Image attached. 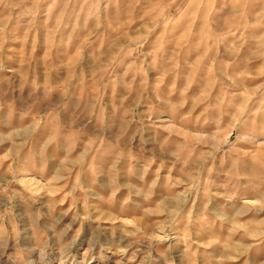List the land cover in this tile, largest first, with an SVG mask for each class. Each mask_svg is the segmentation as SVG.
Masks as SVG:
<instances>
[{
	"label": "rangeland",
	"instance_id": "1",
	"mask_svg": "<svg viewBox=\"0 0 264 264\" xmlns=\"http://www.w3.org/2000/svg\"><path fill=\"white\" fill-rule=\"evenodd\" d=\"M0 264H264V0H0Z\"/></svg>",
	"mask_w": 264,
	"mask_h": 264
}]
</instances>
